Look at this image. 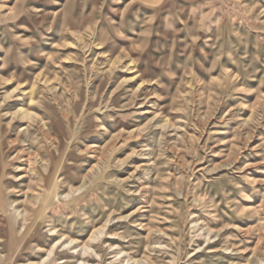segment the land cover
<instances>
[{
  "label": "rangeland",
  "instance_id": "1",
  "mask_svg": "<svg viewBox=\"0 0 264 264\" xmlns=\"http://www.w3.org/2000/svg\"><path fill=\"white\" fill-rule=\"evenodd\" d=\"M0 264H264V0H0Z\"/></svg>",
  "mask_w": 264,
  "mask_h": 264
},
{
  "label": "bare ground",
  "instance_id": "2",
  "mask_svg": "<svg viewBox=\"0 0 264 264\" xmlns=\"http://www.w3.org/2000/svg\"><path fill=\"white\" fill-rule=\"evenodd\" d=\"M66 245H68V244H66Z\"/></svg>",
  "mask_w": 264,
  "mask_h": 264
}]
</instances>
